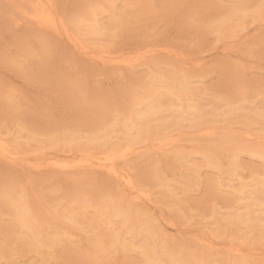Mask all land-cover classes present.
<instances>
[{
  "label": "rangeland",
  "instance_id": "374dc122",
  "mask_svg": "<svg viewBox=\"0 0 264 264\" xmlns=\"http://www.w3.org/2000/svg\"><path fill=\"white\" fill-rule=\"evenodd\" d=\"M56 1L88 48L0 6V139L18 156L0 153V264H264V159L250 151L264 150V0ZM92 3L88 36L77 9ZM158 102L170 139H132L114 161L147 196L77 162L76 139L102 135L109 148L144 131ZM80 193L91 205L66 217ZM21 200L37 227L13 222ZM129 201L134 228L115 211ZM232 213L242 223L226 226Z\"/></svg>",
  "mask_w": 264,
  "mask_h": 264
},
{
  "label": "bare ground",
  "instance_id": "6f19581e",
  "mask_svg": "<svg viewBox=\"0 0 264 264\" xmlns=\"http://www.w3.org/2000/svg\"><path fill=\"white\" fill-rule=\"evenodd\" d=\"M84 1H86V0H84ZM209 2H210V0H209ZM206 4H207V2H206ZM168 5L170 6V8H172V6L174 5L173 1L171 3H168ZM0 6L3 7V9L1 11L4 13V15H8V14H11V13H14V12L15 13H19L22 16V18H26V19L28 18V19L32 20L33 23H36V24H38V25H40L42 27H47L48 29L53 30V32L56 30V31H59V32L64 33L65 34V37L67 36V39L68 40L74 41V42H71L72 44H74L73 46H75V45L76 46H79L80 45L83 48L84 47H87L86 41L85 40H82L81 39L82 37H80L78 35H74L72 33L71 28H70V21L67 19V13H64L66 11L58 12L57 1L55 2V0H0ZM165 7H166V5H165ZM97 8L98 7H96L95 4L92 3V4H83V5H80L79 8L77 9V13L79 11H81L82 12V17L85 19L82 23L79 22V25L81 24V26L84 28V29H82V31H85L86 32V35H88V36H90L92 34H96L97 31L99 30V28L97 27V25H95V23H91V17H93L92 18L93 21L94 20H97V19L94 18L97 15ZM10 9H12L11 10L12 12L10 11ZM1 11H0V13H1ZM258 16H260V14ZM17 17H19V16L17 15ZM17 20L20 21L21 19H16V21H15V19H13L11 21H12V23L15 21L19 25L20 23ZM226 26L227 25H225L223 31H226V29H228V27L226 28ZM12 31H14V30H12ZM64 34H63V36H64ZM57 35H58V33H57ZM59 36H60V34H59ZM83 38H85V37H83ZM78 48H77V50H78ZM85 51H86V48H85ZM88 51L89 50L86 51V54H88ZM152 52H155V51H152ZM107 53L105 51L101 55L102 56H105V54H107ZM90 54H89V56H91ZM92 54H94V53H92ZM136 54H137V52H136ZM95 55L96 54H94L92 57H96L97 58V56H95ZM98 56L100 57V55H98ZM155 57H156V55H154L153 53H151V58L154 59ZM117 59H118V57H115V56H105V57H102L103 62H104V60L105 61H112V62H114ZM148 62H151V60L148 61ZM153 62H155V61H152V63ZM177 77L180 78L179 75H177ZM174 79H176V78H174ZM149 90L151 91L152 88H150ZM148 94H149V97L152 96L151 95L152 92H149ZM157 105L159 106V102L156 103L155 105H153L151 107V108H153V113L155 112L154 113L155 118H152V120H148L147 122L144 123V127H145L144 131L138 132L136 130L135 131V136H132L131 138H129L128 136H126L125 138H122L121 141L118 140L117 143H114L113 145H110L109 148H107L105 146L106 148L101 149L102 146H103V144H104V139H105V137L102 136V135L99 136V137L96 136L93 139L92 138H87V137L81 138L82 141H80L79 139H76L75 140L76 146H74V148H75V150L77 149V151H81L80 153L83 154V156H84L82 160H80V161L77 160V162H79L80 164L81 163H84L86 165V167H85L86 169L87 168H91V170L92 169L93 170H98V171L101 170L102 172H104L105 174H107V176L109 175V176H112L114 178H117L119 181L117 179H115V180L118 181L119 184L121 183L123 185L122 187L127 188L128 191L130 192V194H132V196L134 195L132 197L134 199L138 198L141 195H144V197L147 196V193H145L144 191H142L141 189H139V188L136 187L135 182L132 180L129 171H126L125 168H122L121 169L117 164L115 165V162L114 161L116 159L122 157L124 155V153H126L125 150L126 151L127 150L131 151V150L134 149V148L132 149V147L135 144L132 143V142H130L132 139H135V138L136 139L137 138H142V139L145 138V139H147L150 133H155L156 134V136L154 137V139H161V140L162 139H164V140L170 139V132H166L167 129H164V131H162L163 128L161 127L159 129L158 126H157V121L156 120H158V118H159V116H156L157 115L156 112H158V110H157L158 107H156ZM229 105L230 104H226V106H229ZM184 110H185V107H184ZM176 115H177L176 117H174V116L172 117V122H171L170 125L177 126L178 123H180V118H181V115H183V112L181 111L180 113H177ZM207 116L208 115H205V117H207ZM213 118H216V117L213 116L212 119ZM207 119L205 118L206 121L204 119H200V121H198L197 123H208V122H211L212 121V120H210L211 117L209 118V121ZM215 121H216V119H214V121H212V124H213V122L214 123L217 122V121L216 122ZM153 123H156V124L153 125ZM212 124H210V126H213ZM203 126H207L208 127V125H203ZM210 126H209V128H211ZM203 129H204V127H203ZM205 130L207 131V128ZM206 131H204V132L206 133ZM208 131H209L208 133H210V130H208ZM201 132H202V130H201ZM248 135H251V134L248 133ZM250 137L252 138V136H250ZM250 137L247 136V140H251V142H253L252 139H250ZM256 137L259 140L262 139L260 136H255V138H253L255 141L257 139ZM65 141L66 140H64V142ZM70 141L71 140L69 139L68 143H70ZM150 141H152V140L150 139ZM167 141H169V140H167ZM171 142H172V140H171ZM263 142H264V139H263ZM263 142H260V143H263ZM258 144L259 143H254L253 145L255 146V145H258ZM158 145H156V146H158ZM61 146H62V144H61ZM70 149H71V153H72V150L73 149L72 148H70ZM100 149L104 153V155H102V156H98L97 155V154L102 153V152H97V151H100ZM155 149L159 150L160 147L159 148L158 147H155ZM94 150H95V153H94ZM208 151H209L208 153H210V150H208ZM250 151H252L258 157H261L262 159H264V150H262V148L260 150L259 149L258 150L252 149ZM67 152H68V150H67ZM96 152H97V154H96ZM120 152H123V153H120ZM0 153L2 154L1 156L4 155L6 157V156L13 155V157L16 156L18 158L17 153L14 152V151H12V150H10L8 148V146L3 142L2 139H0ZM76 153H78V152H76ZM256 155H254V156H256ZM2 158H4V157H2ZM7 158L10 159V157H7ZM7 158H6V160H7ZM11 160H13V159L11 158ZM208 160L213 164V158L212 157H208ZM14 162H17L16 159L14 160ZM72 162L75 163V160H73ZM12 163H13V161H12ZM52 163H53V161H52ZM54 163L57 164V166L59 164H61V166L66 165V163H63L62 164V162H59V161L55 162V160H54ZM54 163H53V166L52 167H54V165H55ZM80 164H78V165H80ZM168 165L171 166V163H168ZM213 165H215V164H213ZM47 166L49 167V165H47ZM50 166H51V164H50ZM76 166H77V164H76ZM121 166H122V164H121ZM215 166H217V165H215ZM218 167H219V165H218ZM56 168H60V166L59 167H56ZM119 168H120V170H119ZM169 169L171 171H173V169L171 167H169ZM34 170H37V169H34ZM158 173H159V171H158ZM262 194L263 195H261L260 198L264 201V192H262ZM22 196L20 197V199H22ZM23 197L25 198V196H23ZM147 198H149V197H147ZM116 199L118 201V198H116ZM78 200H81V202L77 203ZM110 201H111V199L109 200V202ZM115 201L116 200H114V202ZM131 202H135V200H132ZM131 202L128 203L127 207L120 208V205H116L115 211L117 212V215L118 216L122 217L123 223H126V222H128L131 219L130 220L132 222L131 228H134V224H135V227H136V222L137 221L135 219L133 220L134 222L132 221V218L134 217V211L135 210H134V205H133V203L131 204ZM91 203L92 202H90V199H88L86 196H84L83 194L80 193V195H78L74 199V202L71 201L69 203L68 210L65 211V216L66 217H72L71 215L76 212L77 207L78 208H79V206L80 207H87V206H90ZM14 205L16 206V208H13L14 209L13 210L14 214L12 215L13 216L12 218L14 219V220L12 219L13 222L15 221L17 223L19 221L18 224H20V226H24L23 224H28V225L30 224L33 227H37V223L34 224V220L31 218L32 215H31L30 211L28 210V207L26 206V202L25 201H23V200L18 201ZM95 207H96L95 208L96 215H101L102 213H104V206L99 205V203L97 201H96ZM261 214L264 217V209H263V212H261ZM239 216L240 215H238V214H233L232 213L231 215L228 216L227 219H225V225L226 226L227 225L228 226H233V225H236L237 226L238 224H241L242 223V220H239L238 219ZM261 220L264 221V218H261ZM146 224H148V223H146ZM257 224H260L259 219H257ZM248 225L250 227H253L254 224L251 223V224H248ZM13 226H14V224H13ZM150 226H151V223H150L149 227ZM35 230H36V228L31 229V231H30L31 237L30 238L38 239V233H33ZM261 230L264 231V225H263V227H262ZM233 250H235V249L233 248ZM236 250H235V252H236ZM148 256H149V258H152V256L150 254H148ZM245 256H246V254H245ZM245 256H244V258H245ZM195 261L197 262V258L192 259V258H189V257H185V258L179 259V258L175 257L174 258V261H172L169 257H166V262L165 263L160 262V263L161 264H195ZM246 262H248V260ZM249 264H251V263H249Z\"/></svg>",
  "mask_w": 264,
  "mask_h": 264
}]
</instances>
